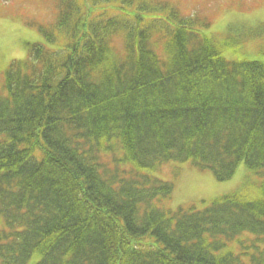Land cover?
<instances>
[{
	"label": "trees",
	"instance_id": "obj_1",
	"mask_svg": "<svg viewBox=\"0 0 264 264\" xmlns=\"http://www.w3.org/2000/svg\"><path fill=\"white\" fill-rule=\"evenodd\" d=\"M58 1L52 49L3 76L0 264H264V60L166 1ZM171 161L261 180L170 211L150 172Z\"/></svg>",
	"mask_w": 264,
	"mask_h": 264
},
{
	"label": "rangeland",
	"instance_id": "obj_2",
	"mask_svg": "<svg viewBox=\"0 0 264 264\" xmlns=\"http://www.w3.org/2000/svg\"><path fill=\"white\" fill-rule=\"evenodd\" d=\"M146 1H166L174 4L183 15L197 14L210 22L204 32L219 42L225 60H264V0ZM58 4V0H0V84L9 64L28 58L31 46L51 47L38 27L46 28L55 22ZM103 8L113 11V7L108 5ZM116 11L118 15L119 9ZM115 154L121 158L122 149L117 147ZM122 167L131 169L132 165L124 162ZM150 174L173 184L171 196L160 203L170 211L179 208L202 210L214 199L236 191L244 181L256 183L261 180L244 164H240L233 177L225 182H218L211 171L196 170L189 162H167ZM245 236L252 237L248 233ZM261 247L264 249V244ZM35 260V257L32 258L28 264H33Z\"/></svg>",
	"mask_w": 264,
	"mask_h": 264
}]
</instances>
